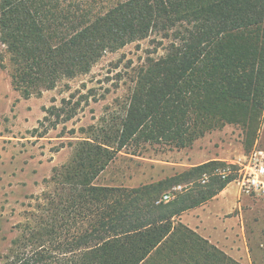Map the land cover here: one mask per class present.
Here are the masks:
<instances>
[{
    "label": "trees",
    "instance_id": "trees-1",
    "mask_svg": "<svg viewBox=\"0 0 264 264\" xmlns=\"http://www.w3.org/2000/svg\"><path fill=\"white\" fill-rule=\"evenodd\" d=\"M0 34L26 96L87 74L107 52L158 37L161 53L131 69L119 129L112 137L100 130L105 143L95 147L108 157L129 142L186 148L226 124L254 130L264 107V0H0ZM117 137L116 148L107 145ZM75 166L54 174L10 264H238L177 220L230 182L211 175L223 164L172 180L196 185L182 184L166 203H156L164 189L150 193L164 182L94 185L99 171Z\"/></svg>",
    "mask_w": 264,
    "mask_h": 264
},
{
    "label": "rangeland",
    "instance_id": "rangeland-1",
    "mask_svg": "<svg viewBox=\"0 0 264 264\" xmlns=\"http://www.w3.org/2000/svg\"><path fill=\"white\" fill-rule=\"evenodd\" d=\"M157 38L152 35L107 52L87 74L61 79L51 90H30L26 96L24 88L13 82L12 54L0 34V264L16 260L17 249L26 243L24 225L33 224L41 215L38 205L46 203L44 197L53 192L54 174L75 171L77 162L81 171H99L93 180L89 178L94 185L136 189L159 181L164 184L150 193L169 192L172 180L202 163L231 165L235 171L231 180L235 179L251 154L264 151V107L254 130L226 124L186 148L129 142L111 157L97 150L95 146L105 143L106 132L100 130L106 128L111 133L107 136L112 137L126 113L131 69L148 53L153 57L161 53L160 47L155 49ZM118 142L117 137L114 144L107 145L116 148ZM193 182L188 179L180 184L189 189L196 185ZM228 184L240 196L235 183ZM250 202L264 206V198H250ZM250 204L242 207L250 208ZM234 215L232 212L228 218ZM226 227L228 234L220 239L219 250H233L236 258L232 259L238 264H264V236L246 226L243 233L239 223L230 222ZM244 252L245 258L241 257Z\"/></svg>",
    "mask_w": 264,
    "mask_h": 264
},
{
    "label": "crops",
    "instance_id": "crops-1",
    "mask_svg": "<svg viewBox=\"0 0 264 264\" xmlns=\"http://www.w3.org/2000/svg\"><path fill=\"white\" fill-rule=\"evenodd\" d=\"M203 164L205 163L199 165ZM250 203L249 197L238 196L237 190L227 184L212 198L182 212L177 217V220L219 249L221 246L220 239H222L224 234H228L226 225L230 222L239 223L243 233L246 226L248 229H253L258 236H264V206L262 204L252 206ZM244 204L247 206L250 204L251 207L246 209L242 207ZM212 205L213 207H211ZM232 212L235 215L230 217V219L228 214ZM227 218L230 219L228 223L225 221ZM231 251L233 250L230 249L229 252L225 251L224 253L231 258H236V255ZM235 252L240 253L238 250ZM246 254L249 259L250 252L248 249ZM246 254L244 252L241 257L245 258ZM238 259L240 260V258ZM253 260L255 261L254 258Z\"/></svg>",
    "mask_w": 264,
    "mask_h": 264
},
{
    "label": "built area",
    "instance_id": "built-area-1",
    "mask_svg": "<svg viewBox=\"0 0 264 264\" xmlns=\"http://www.w3.org/2000/svg\"><path fill=\"white\" fill-rule=\"evenodd\" d=\"M235 171L231 165H224L220 168H215L211 175L219 177L221 180H226L232 176ZM237 178L230 180L238 187L240 197H249L254 199L264 198V151L257 150L250 155L246 165H242V169L238 170ZM210 175L204 174L199 180V183L204 185L208 182ZM182 186L178 185L172 188L171 191L162 195L159 202L166 203L173 198V193L180 191Z\"/></svg>",
    "mask_w": 264,
    "mask_h": 264
}]
</instances>
